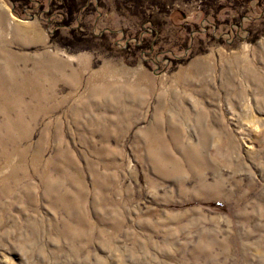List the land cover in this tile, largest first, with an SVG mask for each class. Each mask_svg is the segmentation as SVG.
I'll return each mask as SVG.
<instances>
[{
  "label": "rangeland",
  "instance_id": "rangeland-1",
  "mask_svg": "<svg viewBox=\"0 0 264 264\" xmlns=\"http://www.w3.org/2000/svg\"><path fill=\"white\" fill-rule=\"evenodd\" d=\"M0 21V264H264V0Z\"/></svg>",
  "mask_w": 264,
  "mask_h": 264
},
{
  "label": "bare ground",
  "instance_id": "bare-ground-1",
  "mask_svg": "<svg viewBox=\"0 0 264 264\" xmlns=\"http://www.w3.org/2000/svg\"><path fill=\"white\" fill-rule=\"evenodd\" d=\"M5 26L3 21H0V33L5 31ZM6 55V50H5ZM3 56L0 54V57ZM7 63V62H6ZM9 63L6 64V67ZM20 70L15 71L13 78H8L0 74V100L8 101L10 98H17L18 96H24L26 93V78L19 73ZM12 73V72H11ZM10 79V80H8ZM33 89V88H32ZM3 105V104H2Z\"/></svg>",
  "mask_w": 264,
  "mask_h": 264
}]
</instances>
